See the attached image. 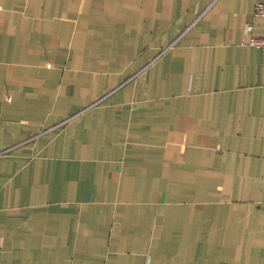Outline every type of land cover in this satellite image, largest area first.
Returning <instances> with one entry per match:
<instances>
[{"label":"crops","instance_id":"0c3cea01","mask_svg":"<svg viewBox=\"0 0 264 264\" xmlns=\"http://www.w3.org/2000/svg\"><path fill=\"white\" fill-rule=\"evenodd\" d=\"M264 0H0V264H264Z\"/></svg>","mask_w":264,"mask_h":264},{"label":"built area","instance_id":"2783aa9c","mask_svg":"<svg viewBox=\"0 0 264 264\" xmlns=\"http://www.w3.org/2000/svg\"><path fill=\"white\" fill-rule=\"evenodd\" d=\"M254 16L256 18H261L264 20V3H259L255 6ZM253 32V25H249L247 30V33L249 35L248 41L243 42L242 44L243 46H251L260 49L264 56V35L261 37H253Z\"/></svg>","mask_w":264,"mask_h":264}]
</instances>
